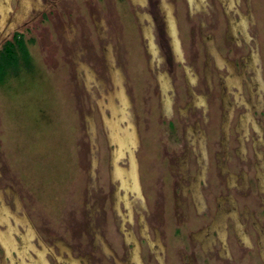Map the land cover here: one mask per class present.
I'll list each match as a JSON object with an SVG mask.
<instances>
[{
    "label": "rangeland",
    "instance_id": "1",
    "mask_svg": "<svg viewBox=\"0 0 264 264\" xmlns=\"http://www.w3.org/2000/svg\"><path fill=\"white\" fill-rule=\"evenodd\" d=\"M29 1L11 26L19 0H0V202L87 264H264V0H164L176 51L160 0ZM15 34L28 57L12 68L1 53ZM112 100L133 128L119 158L103 122ZM130 153L139 190L116 198L110 168ZM8 214L0 264H15Z\"/></svg>",
    "mask_w": 264,
    "mask_h": 264
},
{
    "label": "flooded vegetation",
    "instance_id": "2",
    "mask_svg": "<svg viewBox=\"0 0 264 264\" xmlns=\"http://www.w3.org/2000/svg\"><path fill=\"white\" fill-rule=\"evenodd\" d=\"M28 1L29 0L24 1V3L21 5V1L19 0V6H18L19 8H18V10L16 12H14V14L12 16L6 17V19L10 18V20H11V21L8 20L7 23H10L11 26H14V25L18 24L19 22H21L25 18L26 13H27L26 11L30 8L29 6L32 4V3H30V1L29 2ZM191 1H192L193 5L190 6L188 4L190 10H193L194 8H200L201 7V4L204 2V0H191ZM187 3H188V0H187ZM160 4L162 6H164L165 12L168 14L167 15L168 16V19H166L165 22H166V25H167V31H168V33L169 34H172V36H171V44H172L173 48L176 51L178 49L179 45L177 44V41L176 40L175 41L173 40V38L175 39V34H176V31H175V29H176V23L174 24V17L172 16V13H171L172 5L170 3H168V2H165L164 0H160V2H159V10L160 11H161ZM21 13H22V15H20ZM141 14H144V13H141ZM148 16H149L148 17L149 18L148 19V23H149V20L152 21V18H151L150 15H148ZM15 17H18V18L17 19H14ZM142 28H143V26H142ZM232 29L235 31V29H237V28L232 24L230 26V30L229 31H231ZM174 32H175V34H174ZM230 33H232V32H230ZM176 36H177V34H176ZM152 37H153V35H152ZM21 38L22 37L20 36V34H15L13 43L12 42H8V45H5L4 46L5 49L3 50V53H6L7 54L5 56V58L8 59L7 61H10L9 60L10 59L9 53L10 54L12 53V55H14L13 58H14V60L16 62L17 61L19 62L20 59L26 60V58H25L26 56H24L22 54L21 49H20L21 47H23V48L26 49L25 41L22 40ZM19 40H21V42ZM153 40H154V37H153ZM15 47L18 48V51L20 50V53H19L20 55L17 54V51H16V48ZM156 47H157V52H158V46H157V44H156ZM27 52H28V50H27ZM255 58H257V57L254 56V59L252 60L251 63H253L255 61ZM257 60H258V58H257ZM8 67L9 66H7V68ZM15 67H17V64H15L14 68ZM186 71H187V69H186ZM187 75H188V71H187ZM112 77H113L112 78L113 79V83H116L117 84L118 83L117 77L114 74L112 75ZM225 80L227 82V83H225V85L227 86V91H230V90L233 91L234 87L237 85L236 80L234 78H232L231 75H229L228 77H226ZM164 88H165L164 85H163V87L160 88L161 91H162V93L164 91ZM236 88L237 89H240V85L237 86ZM114 95L117 96L116 89L115 88H114ZM226 95H228L226 93V91L222 93V97H224L225 100H226V98H225ZM235 97H236V95H235ZM194 101H196V98H195ZM164 102H165V99L162 97L161 103L163 104ZM231 104H232V102L228 101V107L229 106H232ZM196 106H201L202 107V105H196ZM110 109H111V111H112V109L114 110V114H112V112H111V117H109V118L108 117L103 118V122L105 123V120H106V123L109 125V129H108L109 130V135L108 136H109V140H110L109 143H110V145H114V147H115V143L113 142V139L117 138L118 135H119V133H120V130L118 128L119 127L118 126V122H119L120 118L123 117V115H120V114H118L119 116L117 115V113L120 110H118L117 107L114 105L113 100H112V105H111ZM202 109H204V108L202 107ZM247 116H248L247 113L245 114V117L242 116V115L240 116V121L239 122L242 123V124H239L238 130H239V128H242V127L245 126L246 121H247ZM103 117H104V115H103ZM227 122H228V120L225 119L224 120V126L227 125ZM120 129H124V128L121 127ZM132 129L133 128H131V130ZM111 142H113V144H111ZM240 145H242V143ZM121 146H123V144ZM111 149H112V147H111ZM118 150L120 151L119 152L120 154L117 155L118 158H119L124 153L125 148L124 149L123 148L122 149H119L118 148ZM111 156H113V155H111ZM130 156H132L133 159H134V161H136L135 158H134L133 153H130L129 159H128L129 160L128 166L127 167H122L119 164H117V166H116L117 170H121V169L124 168V170H123V173H124V172L129 171L131 169ZM110 175H111V177L112 176L115 177L117 179V181H118V185L115 183V187H116V189H115L116 198H119V196L121 194H123V193H127L128 190L129 191H134L135 190L136 192H137V190H139L136 163H135V177H136V180H137V187L138 188L135 187L133 183L131 184V187L130 188L127 187V186L121 185V183H122L121 182V179H122V176H124V175H121V176L120 175H114L112 168H110ZM256 175H257V173H256ZM257 178H258V180L260 178H262L264 180L263 170H261V174L257 175ZM129 179H131V178L129 177ZM198 179H199V177L196 176V179H194L196 183L191 184L190 187H191V191L192 192H195L196 196L199 199H201L200 191H199L198 186H197V180ZM262 179H260V183L261 184L263 183V185H264V181ZM2 205L9 212V214H8V220H9V223L12 225V227L14 229L12 231V235H13V238H14V243H12V244L14 246V249L12 250L11 255L8 254V259L9 260H11V258L13 259L12 256H14L15 257V261L13 260V262L15 264H17V263H20V264H41V262L43 260H44V262L42 264H49V262L47 260L48 258L46 257V254L49 253L51 259L53 260V262H55V264H87L86 262H81L79 258H72L69 255L68 252H63L62 250L58 251V254H56V253L54 254L51 251L52 248L48 247L46 244L45 245L42 244L41 238L40 237H36L37 236V232H35L33 230L32 226L28 222H26L23 219H20L21 217H19L18 215H16V213H14V211L10 210L8 208L9 206L6 207L4 205V203H2V201L0 202V209L2 208ZM10 208H12V207H10ZM221 212L219 210L218 214H221ZM218 219H219L218 216H215V218H214L211 226L213 227V226H216V225L217 226H221L222 225L225 228V224H224L223 221H221L220 224H218V223L216 224V222H214V221H217ZM0 226L3 227V225L1 223H0ZM29 230H31V231H29ZM45 233L49 235L50 232L47 231ZM237 233L238 234L240 233L238 229H237ZM196 234L198 235L199 233H196ZM8 235H10V233H8ZM30 235H31V237L27 240V242H25V239H23V238H27ZM199 236H200V234L198 235V237ZM37 238H39V239H37ZM219 238H220L222 247L225 248L226 247V244H225V229L222 230V232L219 231ZM7 239L8 238H6V236H5L4 233H0V244L3 245V246L5 245V247H3L4 251L8 250V248L10 247V244L9 245L7 244V242H8ZM35 242H37V243H35ZM36 244L39 245V246H37ZM206 247L207 248H210V246L207 245V244L205 245V248ZM0 248H1V246H0ZM2 252H3V250H2ZM43 252H44V255H43ZM64 253L67 254V255H64ZM133 255L134 254L131 251L130 261L129 262H131V258H133ZM1 260H2V256H1ZM117 264H123V263H121V262L118 261Z\"/></svg>",
    "mask_w": 264,
    "mask_h": 264
},
{
    "label": "bare ground",
    "instance_id": "3",
    "mask_svg": "<svg viewBox=\"0 0 264 264\" xmlns=\"http://www.w3.org/2000/svg\"><path fill=\"white\" fill-rule=\"evenodd\" d=\"M113 114H114V110H113ZM111 123V122H110ZM119 128V127H118ZM119 130H120V133H119V135H118V137L117 138H115V139H113V142L115 143V145H116V153H115V155L117 156L118 154H120L119 152V150H118V148L119 149H122V144H123V146H124V143H125V141L124 140H127L128 139V141H127V148H129V146H131V144H132V140H133V137H132V130L130 131V130H128V129H120L119 128ZM125 138V139H124ZM119 143V144H118ZM125 148V147H124ZM131 149V148H130ZM118 150V151H117ZM118 157V156H117ZM130 164H131V169L129 170V171H126V172H124L123 173V170H124V168L123 169H121V170H117L118 171V175H124V176H122V179H121V185H123V186H127V187H131V184L133 183V184H136L137 183V180H136V177H135V161H134V159H133V157L132 156H130ZM128 169V168H127ZM129 177L131 178V179H129ZM136 186V185H135ZM8 238V237H7Z\"/></svg>",
    "mask_w": 264,
    "mask_h": 264
},
{
    "label": "trees",
    "instance_id": "4",
    "mask_svg": "<svg viewBox=\"0 0 264 264\" xmlns=\"http://www.w3.org/2000/svg\"><path fill=\"white\" fill-rule=\"evenodd\" d=\"M20 42H21V40H19ZM21 49V52H22V54L24 55V56H26V58L28 57V52H27V50L25 49V48H23V47H21L20 48ZM4 57L7 55L6 53H1ZM9 56H10V62H11V66H12V68L15 66V64H16V61L14 60V58H13V56L14 55H12V53L10 54L9 53ZM1 70H2V66H1V62H0V75H1Z\"/></svg>",
    "mask_w": 264,
    "mask_h": 264
},
{
    "label": "crops",
    "instance_id": "5",
    "mask_svg": "<svg viewBox=\"0 0 264 264\" xmlns=\"http://www.w3.org/2000/svg\"><path fill=\"white\" fill-rule=\"evenodd\" d=\"M208 109H209V106H208ZM208 109H207V110H208ZM207 110H206V111H207Z\"/></svg>",
    "mask_w": 264,
    "mask_h": 264
}]
</instances>
